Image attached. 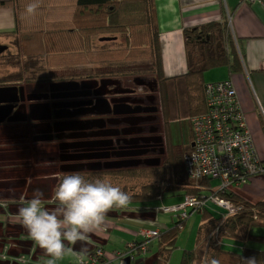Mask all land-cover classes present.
Listing matches in <instances>:
<instances>
[{"label": "crops", "instance_id": "obj_1", "mask_svg": "<svg viewBox=\"0 0 264 264\" xmlns=\"http://www.w3.org/2000/svg\"><path fill=\"white\" fill-rule=\"evenodd\" d=\"M155 15L160 32L162 71L166 78L178 77L185 73L187 56L183 27L219 20L223 15L229 17L243 70L230 73L225 66L215 68L216 71L221 70L224 73L218 80H230L235 87L256 154L259 160H264V0H155ZM15 26L14 10L9 5L0 7V32L9 31ZM15 40L14 35L0 34V52L15 54L14 51L9 50V48H17ZM26 50L30 49L20 46L17 53L23 54ZM205 78L208 79V72ZM51 81L56 80L49 82ZM91 91L93 97L97 95L101 101L105 98L104 92L97 91L94 87H91ZM93 99L96 102L97 97ZM105 112L107 113L106 109L101 108L89 115L91 117L90 148L95 150L106 149L110 144L112 135L104 126ZM47 121H53V126L41 130L36 126L40 123V118L37 116L31 120L0 118V214H4L3 219H0V264H30L36 259L41 260V264H46L50 257L32 241L18 216V208L22 206L21 197L27 201L32 198L35 189H40L44 193L45 206L49 211H55L57 202L53 193L60 178L80 169L77 161L70 157L72 153L70 144L76 138V126L70 122L76 120L70 118L66 121L67 126L60 125L62 122L60 116L49 118ZM187 124L189 125V121ZM84 136L86 135L83 134L82 137ZM97 140L102 143L92 145V142ZM67 166L69 171L65 173L64 168ZM167 166H171L170 162ZM134 167L135 164H129V168L134 169ZM88 168L87 175L97 174L95 177H98L102 174L109 177L108 170L99 162H94ZM149 175L151 174L144 171L134 172L137 181H140L142 176ZM117 180L123 183L122 188L127 192L129 189L132 193L139 194L144 188L139 187L137 181L129 186L124 177H118ZM180 196L181 199L184 198L183 190L166 191L156 197L155 206L151 199H147L142 206L128 204L126 208H114L109 211L110 215L106 217L105 223L90 234L87 243L83 245L87 249L84 261L92 256L96 248H100L101 254L98 259H101L103 264H153L154 261H159L161 264L162 259L157 255L158 237L151 238L148 249L144 252L138 251L131 260L128 256L125 257L123 252L130 241L140 239L141 232L145 229H158L159 233L171 229L172 217L178 214L176 211L172 213L166 211L164 205L170 203V206H174V203H178L176 198ZM236 196L252 203L264 201V172L248 175L245 181L237 182ZM190 210L191 208H185L188 214L194 212ZM165 213L172 215L171 220L163 219ZM198 239L196 232L194 247ZM232 244V249H240L234 242ZM150 246L151 255H149ZM4 247L7 249L5 254L2 252ZM81 247L82 245L77 243L74 246L75 253L78 254ZM175 248H177L176 243ZM174 249L167 255L165 264L168 263ZM184 250L181 251L179 262ZM77 254H66L57 261V264H74L78 260ZM20 255H23L28 263L12 260ZM6 258L7 260H2Z\"/></svg>", "mask_w": 264, "mask_h": 264}, {"label": "trees", "instance_id": "obj_2", "mask_svg": "<svg viewBox=\"0 0 264 264\" xmlns=\"http://www.w3.org/2000/svg\"><path fill=\"white\" fill-rule=\"evenodd\" d=\"M33 2L39 6L36 12L30 15L26 12V6ZM8 5L14 10L16 26L0 34L14 35L17 48L22 46L24 49H30L26 50L24 57V60L29 59L28 63L33 64L34 59L40 61L41 57V63L47 70L50 68L58 73L63 67L118 64L123 70H114L110 73L117 78H135L137 75L149 74L148 76L155 77L160 84L162 94L170 91L175 96L182 91L181 96L185 99V106L190 107L193 113L191 115L206 112L207 83L222 81H209L204 76L205 71L217 66H225L230 73L243 70L237 41L231 32L227 15H223L219 20L182 28L187 56L186 70L181 76L166 78L162 71L155 0L0 1V7ZM120 36L122 43L119 46L95 47L92 43L95 37ZM36 55L41 56L34 57ZM143 62L149 64H138ZM37 66L39 68V65ZM105 75L109 74H102ZM22 76L25 77L23 74ZM11 79L15 81L17 77L1 78L0 84L5 86ZM47 80H57V77L47 76ZM1 106L3 108H0V118H4L8 109L4 112L5 107ZM192 137L193 131L190 128L191 144ZM191 149L188 147L186 151H182V157L170 161L171 166L159 169L155 174L142 176L141 182L135 179L138 186L144 188L139 194L128 189L131 201L140 197L156 199L166 191L179 190H183L184 197L188 194L200 201V204L190 210L198 212L200 216L197 229L199 239L193 249L184 250L179 264H195L197 258L203 255L205 248L220 261V264H242L241 257H256L258 264H264V201L252 203L236 196L237 182H241L236 176L230 177L227 184L225 183L219 190L210 186V178H215L212 176H204L196 183L192 182L196 179L189 178L181 182L182 158ZM147 184L149 185L146 186ZM210 197L230 201L238 209L235 212H228L218 205H209ZM109 215L108 212L106 217ZM184 220V218L176 220L171 229L161 231L157 236V255L162 259L161 264H165L167 255L175 248L178 228ZM254 225L259 229H252ZM131 242L139 246L144 240L142 236L140 239H133L128 243L126 250L130 249ZM233 242L240 247L239 250L232 249ZM97 249L100 248H96L92 255H95ZM138 251L140 252L139 249ZM153 264H159V261H154Z\"/></svg>", "mask_w": 264, "mask_h": 264}, {"label": "flooded vegetation", "instance_id": "obj_3", "mask_svg": "<svg viewBox=\"0 0 264 264\" xmlns=\"http://www.w3.org/2000/svg\"><path fill=\"white\" fill-rule=\"evenodd\" d=\"M43 67L48 72L47 67ZM64 68H60V70L62 71ZM50 71L49 74L41 73L34 77H26L22 83H20L21 79L15 81L11 79L5 83L7 84L5 86L20 88L19 95L21 97L24 98V95H27L34 99L31 113L40 118V123L36 126L41 130L52 127L53 121L48 122L47 119L55 118V116L62 118L60 125L70 118L79 115L85 116V118H80V123H74L76 138L70 144L72 146L70 157L80 165L77 172L85 177L88 176V166H92L94 162L105 166L109 177L113 179L127 177L129 172L144 171L155 174L159 169H165L169 160L177 158L180 151L184 152L188 147H191L192 144L186 145L183 132L180 133V139L177 137L174 126L177 125V122L170 120L171 96L166 93L167 91L162 94L161 86L153 76L147 77L154 78L149 83L152 87L155 84L158 87L157 92L150 96L148 93L142 94L133 88L129 89V84L118 78L101 77L93 75V73L83 75L74 72L70 75L61 73V71L60 73L52 72L53 69ZM47 76H56L57 80L49 82ZM135 78L137 79V77ZM111 80H113V84L107 90L105 84ZM145 80L141 79L140 81ZM47 82L50 85L56 83L54 86L57 88L53 91L48 90ZM2 85L4 84H0V86ZM23 87L29 88L24 89ZM91 87L104 92L105 98L101 101L95 95L94 97H97L95 102L91 94L93 92ZM12 106V110H15L18 103L14 102ZM101 108L106 109L107 114L110 115L105 119V122H112V128L107 129L112 136L106 149L95 150L90 148L91 117L89 115ZM47 114L51 116L46 118ZM20 115L21 113L15 112L12 118ZM64 118L66 120H63ZM80 119L74 118L75 122ZM54 124L56 125V122ZM180 131H182L181 126ZM83 134L86 136L82 137ZM129 164H135L134 169L129 168ZM64 169L65 173H68L69 166Z\"/></svg>", "mask_w": 264, "mask_h": 264}, {"label": "built area", "instance_id": "obj_4", "mask_svg": "<svg viewBox=\"0 0 264 264\" xmlns=\"http://www.w3.org/2000/svg\"><path fill=\"white\" fill-rule=\"evenodd\" d=\"M227 19L229 23V17ZM205 92L207 94L206 112L189 118V126L193 131V146L182 158L187 177L196 180L204 176L218 177L222 180V185L217 187L219 190L225 183L227 184L230 177L236 176L244 181L245 176L264 172V160L258 159L232 82L222 80L207 83ZM209 200L228 212H235L238 209L232 202L218 197H210ZM198 204L200 201L196 197L187 194L182 204L165 207V210L176 211L182 219L188 216L186 207L193 208ZM158 235V229L143 230L141 236L144 242L139 246H135L132 242L130 249L125 250L123 254L131 260L138 249L144 252L151 238ZM6 250L4 247L2 252L5 254ZM99 253L101 254L97 249L95 255L89 258L92 259ZM20 256L22 259L19 263H26L25 257ZM94 261L95 259H92V262L88 259L84 261V264H93ZM74 264H78V261Z\"/></svg>", "mask_w": 264, "mask_h": 264}, {"label": "clouds", "instance_id": "obj_5", "mask_svg": "<svg viewBox=\"0 0 264 264\" xmlns=\"http://www.w3.org/2000/svg\"><path fill=\"white\" fill-rule=\"evenodd\" d=\"M38 3L26 6L28 14H34ZM193 145H191L192 147ZM44 193L35 189L31 199L21 197L18 216L29 237L50 257L46 264H57L66 254L79 250L78 264H84L87 249L83 247L89 235L97 231L114 208H126L131 194L121 186L113 184L107 176L88 179L80 172L65 174L54 189L53 197L57 209L49 211L45 206ZM242 264H258L256 257H241ZM201 264H220L215 256L205 251Z\"/></svg>", "mask_w": 264, "mask_h": 264}, {"label": "rangeland", "instance_id": "obj_6", "mask_svg": "<svg viewBox=\"0 0 264 264\" xmlns=\"http://www.w3.org/2000/svg\"><path fill=\"white\" fill-rule=\"evenodd\" d=\"M229 25H230V22H229ZM122 41V36L120 37H107V39L105 40H100L99 37H95L94 41L92 40V43L95 47H110V46H119L120 43ZM15 43V42H14ZM4 44H2L3 46ZM10 51H14L15 54H10V52H7L6 54H2L0 52V79L1 78H6V77H17V79H21V82H23L24 78L26 77H30V76H37L38 74H41V73H46V74H49V71H45L42 63H41V57L40 58V61H37L36 59L33 60V64L31 63H28L29 59H26L24 60V57H26L25 53L23 54H18L17 55V51L19 52V48H13V49H10ZM186 54V52H185ZM193 55V54H192ZM37 56H41V55H36L34 57H37ZM33 57V56H32ZM21 63V64H20ZM144 63H146V65L149 64V62H143V63H138L139 65H145ZM39 65V68H37ZM26 67H27V72H26ZM122 71L123 68H120L118 67V64H109V65H95V66H87V67H81V68H76V69H72V68H64L61 73H65V74H73L74 72H78V73H82L83 75L87 74H91L93 73V75H100L102 77V74H106L108 73L109 75H105V77H114V78H117L116 75H112L110 73H113V71ZM24 72V73H23ZM54 72V71H52ZM98 72V73H97ZM208 72V79L210 80H218L220 79L224 73L223 71H216V68L213 67V68H210L209 70L205 71L204 72V76H206V73ZM219 72V73H217ZM22 74L25 76L23 77ZM149 74H142V75H137V79H133V78H118L120 80H123L124 82L128 83L129 84V89L133 88L134 90H136L137 92L139 93H148L150 96L155 94L157 92V87L158 85L155 84L153 87L152 85L149 83V81L151 80H154V78L152 79L151 77L150 78H147ZM45 76V75H43ZM144 78V79H143ZM147 78V80H145ZM135 80L134 82L133 81H130V80ZM145 80V81H140V80ZM119 80V81H120ZM111 82V83H110ZM110 82H107L105 84V87L106 89H110L111 85L113 84V80H111ZM48 83V82H47ZM46 83V88H48V90L51 91V85L48 83ZM119 85V84H118ZM24 89L25 88H29V87H23ZM30 90V89H29ZM33 90V89H32ZM169 96H171V106H170V109H171V116H170V120H173L174 122H177V125H174L175 126V129H176V135L177 137L180 139V133L183 132L184 134V137H185V143L186 145L188 146V143H189V135H190V128H188L187 126H189L187 123L189 121V118L190 116L194 117L195 115H191L193 114L191 111H190V107H186V103H185V99L181 96L183 93L182 91H179L177 95H173L170 91H167ZM34 99L30 98L29 96H25L24 95V98L21 100V101H17L18 103V106L15 110H12L13 106H12V103L8 104V108H9V111L8 113L4 116V117H7L9 120H13V119H17V118H20V119H25L27 118V120H31L32 118H34V115L33 113H31L32 109H33V101ZM14 103V102H13ZM21 113V115L19 117H14L12 118L11 116L15 113ZM93 113V112H92ZM91 113V114H92ZM90 114V115H91ZM177 115H179V117H177ZM94 116V115H93ZM105 118L107 117H110L109 114H107L105 112L104 114ZM71 117V116H70ZM177 117V118H176ZM74 118H85V116L83 115H79L78 117H73L72 120ZM188 120V121H187ZM81 121V119L79 120ZM97 120H95L96 122ZM94 124H98V123H95ZM180 125L182 127V131H180ZM187 125V126H186ZM104 126L107 127V129H111L112 128V122L111 121H106L104 122ZM82 127V126H80ZM186 151V150H185ZM255 151H256V148H255ZM180 154L177 155V158L178 157H182V151L179 152ZM176 158L170 160V161H174ZM169 161V162H170ZM181 182H184L186 180H188L187 178V171H186V168H185V165L184 163H182L181 165ZM95 176L96 175H90L88 174L87 178H90V179H94L96 178ZM100 176H104L102 174H100ZM108 177V176H107ZM113 184H116V185H119L121 187H123V183L120 182L119 180L116 179H113V178H110L108 177ZM186 178V179H184ZM189 179H192V178H189ZM126 180L128 182V185H131L135 178H134V172H129L127 177H126ZM191 181V180H189ZM199 180H193L192 182H198ZM222 185V180L218 177H215V178H210V186L212 188H217V187H220ZM208 192H210V190H208ZM166 195V194H165ZM164 195V196H165ZM154 203H153V206H155L157 204V201L155 199H151ZM147 201V198H138L136 200H133V201H130V203L132 205H135V206H142L144 205V202ZM176 202H178L176 205H179L180 203H183L184 202V198L181 199V196L180 197H177L176 198ZM209 205H216L215 203L213 202H208ZM171 204L170 203H167L165 204L164 206L165 207H171L170 206ZM175 205V203H174ZM217 206V205H216ZM189 210V209H188ZM170 213H172V211H168ZM166 215L163 216V219H170L171 220V214H167L165 213ZM4 217V214H0V219H3ZM180 219V217H178V215H174L172 217V222L171 224L174 226V223L173 221ZM184 222H182L180 224V227L178 228V235H177V240H176V244H177V248H175L171 254V257L168 259V263L167 264H178L179 262V259H180V256H181V251L182 249H191L192 247H194V238H195V233L197 232V229H198V226H199V221H200V216H199V213L198 212H193L191 214H188L187 218H184ZM252 229H259L258 227H256V225L252 226ZM33 241V240H32ZM264 247V245H263ZM204 248V246H203ZM206 251V248L203 249V254L204 252ZM151 253V246H150V252H149V255ZM100 256V253L98 256H95L94 258L92 259H95L94 263L93 264H103L104 262H102V260H98V257ZM201 257H198L195 264H199V261H201ZM78 259V255L76 257ZM22 259L21 256H17L16 258L12 259L14 262H20L19 260ZM92 259L89 258V260L92 262ZM4 260V259H2ZM7 260V258H6ZM78 261V260H77ZM88 264V263H86Z\"/></svg>", "mask_w": 264, "mask_h": 264}, {"label": "water", "instance_id": "obj_7", "mask_svg": "<svg viewBox=\"0 0 264 264\" xmlns=\"http://www.w3.org/2000/svg\"><path fill=\"white\" fill-rule=\"evenodd\" d=\"M107 38H100V40H105ZM56 83L54 84H51V90L53 91V89L57 88V86H54ZM60 88V87H58ZM19 91H21V89L15 87V86H0V108H3L1 105H3L5 108L3 109L4 112H7V109L9 111V108H8V104L10 103H13V102H17V101H21V99L23 97H21L19 95ZM7 107V108H6ZM46 118L49 117V114L45 115ZM81 121H78V122H70L74 125V123H80ZM68 122H63V125H67ZM100 141H93L92 142V145H99ZM35 261H37L38 263H35ZM34 261L35 264H41L40 263V260L36 259Z\"/></svg>", "mask_w": 264, "mask_h": 264}, {"label": "bare ground", "instance_id": "obj_8", "mask_svg": "<svg viewBox=\"0 0 264 264\" xmlns=\"http://www.w3.org/2000/svg\"><path fill=\"white\" fill-rule=\"evenodd\" d=\"M22 99H23V98H22ZM22 99H21V100H22Z\"/></svg>", "mask_w": 264, "mask_h": 264}]
</instances>
